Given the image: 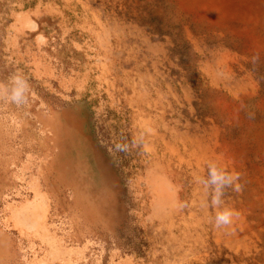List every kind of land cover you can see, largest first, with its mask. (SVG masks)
Instances as JSON below:
<instances>
[{"label":"rangeland","instance_id":"rangeland-1","mask_svg":"<svg viewBox=\"0 0 264 264\" xmlns=\"http://www.w3.org/2000/svg\"><path fill=\"white\" fill-rule=\"evenodd\" d=\"M14 73L29 85L20 103ZM0 85V264H169L170 246L195 253L199 234L213 247L206 225L164 232L176 240L166 245L167 220L150 214L144 186L170 185L181 219H202L196 194L208 186L214 196L209 165L231 176L222 199L243 218L237 238L248 237L237 255L185 264H264V0H0ZM162 109L187 151L180 167L161 141L151 142L156 156L145 148L139 122L159 123ZM54 116L76 137H63L66 150L84 133L118 181L104 229L76 214L73 185L52 184ZM188 126L201 146L188 144Z\"/></svg>","mask_w":264,"mask_h":264},{"label":"bare ground","instance_id":"bare-ground-1","mask_svg":"<svg viewBox=\"0 0 264 264\" xmlns=\"http://www.w3.org/2000/svg\"><path fill=\"white\" fill-rule=\"evenodd\" d=\"M108 40L104 42V44H108ZM155 52L156 50L152 51V48H149V53ZM151 68L154 73L160 74L159 71L155 70L156 67L154 65H151ZM217 74L219 75V72H217ZM226 79L229 80L227 76ZM150 81L152 88L156 89V84L153 79H150ZM227 86H232V88H238L236 85L230 84L229 82H227L226 87ZM158 90H156V94L158 102H160L162 100V97L160 96V90ZM132 106L135 107V104H133ZM161 112L163 117L162 120H159V123L162 127V130L164 129L163 135L159 130L161 128H159L157 118L151 119V117H146L142 118L139 122V125L145 131V134H147V145L145 148H147L149 154H151L152 156H156L154 147L151 142L154 140L161 141V143L164 145V147L170 154V158L175 159L178 163V166L180 167L183 163L187 162L185 158V153H187V151L183 150L182 153V149H180L177 142L183 148L185 145L181 141V138H178V132H176L175 129L172 128L173 126L167 125L169 124V122L164 117L166 115V110L162 109ZM55 117L56 116L53 117V120L49 121L51 122L49 123V132L52 134V143L54 144L53 148L59 151V153L55 152L54 159L51 164V170L55 173V177L52 180V184L64 186L73 185L75 187L76 192L74 200V208L77 211L76 214H78L84 224H88L91 227H97L99 225L104 229L107 225L113 223L111 220L112 214L115 211V208L120 204L118 201H115V199L118 198L120 194V187L118 185V181L113 175H111L109 168L107 167V162L106 160H104V158H100L99 160L94 159L92 151L95 149V147L93 149L91 139H88V137L84 133L79 134L82 140L81 144H77L76 142L72 143V145H70V147L66 150L65 144L62 142L63 137L65 136V138L71 141L76 139V137L71 135L70 130L66 129L64 126L61 127L59 124H57V120H55ZM161 123H163V125ZM188 123L189 121L186 122V124ZM187 128L190 129H188L189 132L188 136L186 137L188 144L190 146L195 144L201 146L205 142L204 137L202 135H199L201 134V132L193 126H188ZM217 133V130H214L212 132L210 139L211 142L216 141ZM170 137H172V139H170ZM59 148H62V151ZM202 162V160H199L197 167H200ZM66 168H68V172ZM200 171H203L202 167L200 168ZM80 173L82 174V178H80ZM144 186L147 187V200L151 201L149 202V208L151 212L150 214L153 217H163L167 220L165 224L160 225V228H158L161 231L160 234L163 235L164 232L170 234L173 230H178L180 226H185L184 228L186 229H188V226H190L192 228H201L202 230H204L203 226L206 225L208 233H211V238H213L214 246L209 247L207 242L203 239L202 235L197 233L199 235L195 239H193V243L198 247V250L195 253H191V250L189 251L186 249H180L182 243L179 248H174L173 246H170L169 257L171 258V261L169 264H185V261L187 259L196 260L199 254H202L203 257H207L210 253H213V256L214 253L215 256H222L223 254H225V252H231L234 247L236 255L240 253V251H243L242 241L245 237L248 236H243V240L237 238V232L243 230V218L240 216H233L232 223L230 225L222 228H215L213 226L214 221L210 217L209 213H215L216 210L211 208L210 202H208V186L205 187L202 191L198 193L196 192L198 198L196 199L198 201L197 207L200 210L201 208H203L205 218L200 219L196 216L195 212L197 211L192 210L187 214L188 219L190 220L189 223L181 219V207L177 205V202L175 201L174 197L169 195L171 191L170 185ZM212 187L214 188V195H217V186L213 185ZM151 221V219L147 221L146 218L145 226H147V222L148 224H150ZM236 223L239 224L236 225ZM150 227L152 228L150 229L152 231L157 228L154 225H151ZM219 229H224L226 235H221ZM250 235H252V239L257 238V234L253 235L251 233ZM162 238L165 239L164 241L166 245L173 244H169L172 240L173 242H176L175 238L172 239V235H163ZM189 242V240L185 241L186 244ZM214 250L216 251L214 252Z\"/></svg>","mask_w":264,"mask_h":264},{"label":"clouds","instance_id":"clouds-1","mask_svg":"<svg viewBox=\"0 0 264 264\" xmlns=\"http://www.w3.org/2000/svg\"><path fill=\"white\" fill-rule=\"evenodd\" d=\"M13 87L11 89V99L15 103H20L24 98V93L29 87L28 81L24 80L19 73H14L12 76ZM4 86L0 85V94L3 93ZM117 149L123 151L124 149L117 146ZM208 176L210 177L211 185H215L217 195H214L210 201V207L215 209V217L213 226L215 228H222L232 223L234 212L225 205L222 199L224 192L223 188L232 185V179L226 172H218L214 165H209ZM208 183V181H206Z\"/></svg>","mask_w":264,"mask_h":264}]
</instances>
